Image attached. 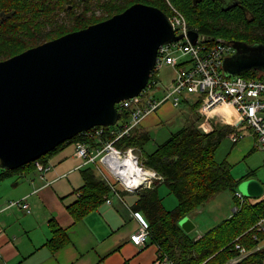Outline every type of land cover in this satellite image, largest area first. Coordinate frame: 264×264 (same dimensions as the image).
Returning a JSON list of instances; mask_svg holds the SVG:
<instances>
[{"label": "trees", "instance_id": "16d2710c", "mask_svg": "<svg viewBox=\"0 0 264 264\" xmlns=\"http://www.w3.org/2000/svg\"><path fill=\"white\" fill-rule=\"evenodd\" d=\"M68 1L71 0H0V60L37 43L45 20L64 8ZM90 1L93 8L87 12ZM235 1V4H231L225 0H83L81 13L71 17V24L60 22L53 26L51 32L57 30L63 34L83 28L122 11L134 2H143L160 8L168 16L171 15V4L183 13L190 28L209 38L210 44L218 37L230 42L264 44V0ZM95 10H100L102 14L96 16ZM231 21L242 24L243 32L237 31ZM69 27L72 29H67ZM18 32H30L35 36L31 40H20ZM240 74L245 77H264V72L256 69ZM154 78L156 76L151 74L144 89L149 87L148 84L149 89L154 86L151 83ZM156 82L157 79L154 83ZM198 104L199 101L194 102L193 108ZM120 113V121L115 124L118 127L128 119L130 110L121 109ZM200 117L199 114L171 133L153 151L142 156L141 162L157 170L163 178L150 187L140 186L134 190L136 199L131 208L142 213L147 220L149 242L156 245L157 251L166 253L174 264H230V259L239 254V250L234 247L235 242H239L249 252L232 264H263L264 248L259 247L258 242L264 238V232L256 231L255 228L248 229L258 218L264 216V197L244 195L241 201L234 195L238 183L251 175L252 171L235 178L228 161L214 159V151L226 132L222 129L203 132L196 123ZM115 126H104V131L99 136L80 132L41 155L39 159L46 161L49 153L65 143L77 140L86 141L91 147L100 146L103 141L114 138L110 129ZM235 137L237 139L236 135ZM148 138V133L138 132V126H135L128 134L115 139L114 143L119 147L131 145L141 150ZM87 164L82 169L84 182L78 188L77 198L67 205L76 216L94 207L109 191L94 167ZM31 166H34L33 161L14 169L1 168L0 178ZM160 184H164L176 196L177 204L173 209L163 206L158 193ZM223 190L233 193L235 205L230 216L198 236L191 235L179 225L180 218ZM58 230V227L53 226L55 235L49 240L51 248H57L67 240L65 233Z\"/></svg>", "mask_w": 264, "mask_h": 264}, {"label": "water", "instance_id": "95a60500", "mask_svg": "<svg viewBox=\"0 0 264 264\" xmlns=\"http://www.w3.org/2000/svg\"><path fill=\"white\" fill-rule=\"evenodd\" d=\"M231 4L236 1L232 0ZM198 32L186 36L195 43ZM160 8L134 2L108 18L26 48L0 60V167L14 169L94 126L116 124V103L146 87L158 48L179 40ZM226 75L264 72V44L232 42ZM238 189L261 193L253 177ZM179 225L189 232L187 217Z\"/></svg>", "mask_w": 264, "mask_h": 264}, {"label": "crops", "instance_id": "0c3cea01", "mask_svg": "<svg viewBox=\"0 0 264 264\" xmlns=\"http://www.w3.org/2000/svg\"><path fill=\"white\" fill-rule=\"evenodd\" d=\"M159 70L156 75L157 82L150 90L155 89L160 82L159 87L149 95L155 99H161L165 95L166 88L174 77V68L169 64H163ZM182 101H187V109L180 107L181 102L174 106L170 100H164L155 109V113H149L137 125L140 132L149 134V139L142 145V149L137 148L141 156L153 151L159 143L183 126L180 118H190L192 121L199 115L197 109L192 106L194 95H189V100ZM164 119L173 120L175 125L164 128V123L157 127ZM209 123L210 130H224L225 140L234 144L227 147L220 159L214 154L216 161L226 160L232 166L251 149L252 143L255 145L254 132L240 120L232 108H217L213 117L202 124L208 127ZM245 128L248 133L244 131ZM237 133L241 134V137L234 142ZM46 161L52 166L43 176L31 166L11 176L0 178V264L154 262L157 254L154 243L149 242L145 248L139 250L130 241V234L138 227V220L132 214V211L136 210L131 208L136 199L134 191H121L117 196L109 190L94 207L76 216L67 205L76 200L78 188L84 182L82 169L88 164L75 154L74 142L65 143L49 153ZM249 177L257 178L254 171L243 179ZM235 178H239V175H235ZM106 197L110 200L107 201ZM13 199H22L27 203V207L13 205L3 208ZM53 226L65 233L67 239L57 248H51L49 243L54 234ZM200 234L197 233L196 236ZM258 246L264 248V238L258 242Z\"/></svg>", "mask_w": 264, "mask_h": 264}, {"label": "built area", "instance_id": "2783aa9c", "mask_svg": "<svg viewBox=\"0 0 264 264\" xmlns=\"http://www.w3.org/2000/svg\"><path fill=\"white\" fill-rule=\"evenodd\" d=\"M170 12L172 28L176 34L183 33L184 36L158 48L155 64L150 73L156 76L163 64H169L174 68V77L166 88L165 95L161 99L145 96L150 87L148 84L149 87L143 89L137 96L116 103L118 110H130V115L119 127L115 124L110 125L115 126L110 129L114 138L105 140L96 147H91L83 140L75 141V154L81 157L84 163L91 164L109 190L117 196L121 191L132 192L140 186L150 187L163 178L157 170L139 161L133 146L119 147L114 140L123 134H128L164 100L169 99L176 106L183 99L189 100V95H194V102L199 101L198 110L205 122L213 117L217 108H232L237 112L240 120L254 132L255 144L264 149V77L226 75L222 69V62L224 57L234 51L232 42L218 37L210 44L208 37L198 34L195 43H192L186 34L193 28L187 25L183 13L171 4ZM155 79L151 81L154 85ZM103 127L94 126L81 133L99 136L104 131ZM236 136L238 139L241 134L237 133ZM33 165L41 176L52 166L50 162L41 161L39 158L33 160ZM234 195L239 200H243L244 195L239 190H235ZM106 200L109 201L110 198L106 197ZM13 205L27 207V203L22 199H13L3 208ZM132 214L138 220V227L130 234V241L141 250L150 240L148 222L140 212L132 211ZM251 228L264 232V216L258 218L248 230ZM234 247L239 250V254L229 261L230 264L249 252L239 242H235ZM156 253L152 264H174L166 253L157 251V247Z\"/></svg>", "mask_w": 264, "mask_h": 264}, {"label": "rangeland", "instance_id": "374dc122", "mask_svg": "<svg viewBox=\"0 0 264 264\" xmlns=\"http://www.w3.org/2000/svg\"><path fill=\"white\" fill-rule=\"evenodd\" d=\"M225 1L226 2H232V0H225ZM101 14L102 13L100 10L95 12L96 16H100ZM72 15H73L72 12H67L68 18H71ZM63 22H64V24H68V25L71 24V20L64 19ZM231 22H232V26H234L237 31L243 32L242 24H239V23L237 24L234 21H231ZM67 29H72V27H69ZM46 31L47 30L43 31L42 37L45 35ZM62 32H64V31L62 30ZM60 35H62V34H60V32H58L56 30L54 32L49 33L46 37H44L42 39L49 40V39L58 37ZM10 56H12V55H10ZM159 71L160 70H158L157 74H159ZM159 84H160V82H159ZM159 84L157 85V87H159ZM157 87L153 90L149 89L148 93L145 96L152 95L156 91V89H158ZM183 102L184 101H181L180 107H184L185 109H187L188 108L187 103H186L187 101L184 103ZM193 103H194V101H193ZM195 108L197 109V112L200 114V111L198 110V105ZM152 112L155 113V110ZM171 116H172V114L170 115V117ZM119 121H120V119L118 120V122ZM180 121H181L182 125H184V124L191 122V119L190 118L184 119V117H183V118H180ZM204 122H205V120H203V116H202V118L200 117L196 123H197V126L200 130H202L203 132H208L211 128H209V124H208V127L203 126L202 123H204ZM163 124L165 125L164 128H171L175 125L173 120L169 121V119H164L163 123L157 124V127H160ZM244 131L247 133L249 132L247 128H245ZM138 132H139V130H138ZM151 134H154V133H151ZM225 137L226 136L221 138L218 146L215 149L216 151L214 154H215V157L218 159H220V157H222L221 155L227 150V147L234 145L233 143H230L227 139L225 140ZM225 142L226 143L228 142V146H226ZM250 146H251V149L249 151L247 150L248 151V152L246 151L247 153L243 154V156H241V158L239 160H237L235 163L232 164L231 173L234 177H235V175H239V177H240L243 174L248 173L249 171H252V172L254 171V173L257 177L255 179L260 183V186H261V193L258 196H262V194L264 195V193H263V189H264V149L262 147H258L256 144L254 145L253 143ZM133 147H134L135 153L139 157V161L141 162L140 159L142 158V156H141L140 152L137 150V147H135V146H133ZM74 148H75V142H74ZM227 155H228V152H227ZM235 190H239L238 185L235 188ZM158 193H159V196L161 198V202L166 209H173L176 206V204H177L176 196L173 193H170L164 184L159 185ZM232 196H233V193L230 192L229 190L221 191V192L217 193L216 195H214L209 200L200 204L196 209L191 211L189 213V215H187V217L191 220V222L194 225V227L189 231L191 233V235L195 236L197 233H203L204 231H206L209 228H211L212 226H214L215 223H217L218 221H221V219L229 216L230 213L233 212V208L235 205V203L232 199ZM236 257H233V258H236Z\"/></svg>", "mask_w": 264, "mask_h": 264}, {"label": "flooded vegetation", "instance_id": "af4514ba", "mask_svg": "<svg viewBox=\"0 0 264 264\" xmlns=\"http://www.w3.org/2000/svg\"><path fill=\"white\" fill-rule=\"evenodd\" d=\"M82 5H83V0H71V1H68L67 3H65L64 8L58 10L52 16L48 17L45 20L44 24L42 25L40 40L42 38L46 37L49 33H51L52 28H53L54 25L59 24L60 22H63L64 19L71 20V18H68L67 12H69V11L72 12L73 13L72 17L75 16V15L80 14L81 11H82ZM89 5H90V9H88L87 12H89L93 8V5H92L91 1H90ZM95 11H97V10H95ZM44 30H47V31L45 32V35L42 37V34H43ZM34 36H35V34L34 33H30V32H25V33L18 32L17 33V37L20 40H31V39H33ZM40 40L37 43H32L31 45H28V46L29 47L35 46V45L45 41L46 39H42V41H40ZM28 46L26 48H28Z\"/></svg>", "mask_w": 264, "mask_h": 264}, {"label": "bare ground", "instance_id": "6f19581e", "mask_svg": "<svg viewBox=\"0 0 264 264\" xmlns=\"http://www.w3.org/2000/svg\"><path fill=\"white\" fill-rule=\"evenodd\" d=\"M117 107V106H116ZM120 111V110H119Z\"/></svg>", "mask_w": 264, "mask_h": 264}]
</instances>
